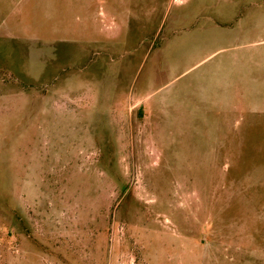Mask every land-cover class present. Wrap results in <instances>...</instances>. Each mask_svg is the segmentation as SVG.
I'll return each mask as SVG.
<instances>
[{
	"label": "rangeland",
	"instance_id": "1",
	"mask_svg": "<svg viewBox=\"0 0 264 264\" xmlns=\"http://www.w3.org/2000/svg\"><path fill=\"white\" fill-rule=\"evenodd\" d=\"M0 264H264V0H0Z\"/></svg>",
	"mask_w": 264,
	"mask_h": 264
}]
</instances>
